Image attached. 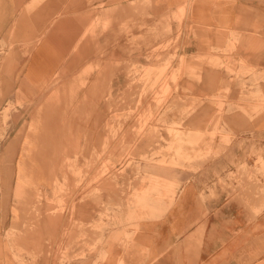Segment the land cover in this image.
<instances>
[{"label":"crops","instance_id":"obj_1","mask_svg":"<svg viewBox=\"0 0 264 264\" xmlns=\"http://www.w3.org/2000/svg\"><path fill=\"white\" fill-rule=\"evenodd\" d=\"M131 1L142 0H0V108L10 102L14 108L0 138V264H20L6 236L16 229L23 234L15 245L37 250L33 264H264V206L254 213L259 202L230 195L218 183L239 171L242 157L253 167V147L260 146L264 157V105L252 117L239 112L257 102L239 101L241 89L225 69L205 68L201 81L183 90L185 105L198 97L196 114L187 123L201 131L203 151H215L228 140L223 154L195 164H159L142 160L139 145L133 151L139 164H86L101 142L115 149L121 141L136 139L126 132L132 122L116 133L106 129L111 76L106 65L127 59L117 39L121 22L131 14L141 18L142 8L133 12ZM150 2L148 13L155 19L185 8L184 25L197 26V38L183 32L187 56L207 55V43L233 45L213 54L251 61L264 76V0ZM100 17L111 19L110 25L98 24ZM232 35L237 40L229 41ZM142 56V50L135 51L130 59L143 61ZM96 62L101 63L95 67ZM113 71V86L120 87L124 75ZM259 87L264 96V79ZM221 98L228 111L219 120L220 131L212 133L217 120L211 115ZM161 135L171 139L166 132ZM109 155L110 149L103 157ZM64 157L76 159L72 166L81 178L68 173L62 209L50 200L57 196V182L63 184ZM99 167L101 180L95 181ZM160 184L166 189L159 194ZM95 189L101 190L97 198ZM52 206L61 210L48 215ZM99 220L105 228L95 234L93 224ZM68 241L75 243L63 261ZM22 259L31 261L26 252Z\"/></svg>","mask_w":264,"mask_h":264},{"label":"rangeland","instance_id":"obj_2","mask_svg":"<svg viewBox=\"0 0 264 264\" xmlns=\"http://www.w3.org/2000/svg\"><path fill=\"white\" fill-rule=\"evenodd\" d=\"M129 6L133 12L141 7V18L135 19L131 14L127 15L126 19L121 22L117 39L123 41L127 59L121 62H109L106 65V68L111 70L109 92L106 94L109 101L110 121L106 125V129L111 134L116 133L124 126V123L132 122V124L126 125V132L133 133L136 139L134 141H121L115 149L111 142H101L94 147L91 159L86 164L93 167L114 165L117 162L129 165L139 164V161L133 157V151L139 145H142L141 149H144L140 151L141 153L139 152L142 155V160L146 162L156 161L159 164H195L199 160L209 157V155L223 154L229 144L228 140L222 141L219 149L215 151L211 150L210 147L207 149L208 151H203L204 142L199 138L201 131L197 130V126L187 123L188 118L196 114V109L193 106L198 101V97L190 98L189 106L185 105L184 100L187 96H183V90L186 91L193 87V82L201 81V74L205 68H223L228 74H231L230 82L236 81L239 89H241L239 101L253 100L257 102L254 103L252 109L241 107L238 109L239 112L252 117V115L262 111L259 106L264 105V96L259 87L264 76L257 73V66L251 61L242 58L235 59L232 56L220 58L213 54L228 52L234 48L233 45L223 46L219 43H207V55L192 54L187 56L184 49L188 44L183 40V32H190L197 38V26L190 24L187 27L184 25V7H180L177 11L167 12L155 19L148 13L151 6L150 0L131 1ZM110 23L111 19L102 17L98 21L102 27H107ZM237 38L236 35H232L228 40L234 41ZM141 50L143 61L130 59L133 52ZM100 63L96 62L95 67L99 66ZM113 70L124 75L125 80L120 87L115 88L113 86L115 80ZM246 74L253 76L247 79L244 77ZM183 84L186 86L184 87ZM249 87H254L256 90L244 91ZM17 102L19 104L22 102L21 95H18ZM223 102L224 99L221 98V107ZM221 107L211 115L213 122L217 120L216 124L213 123L212 133L220 131L219 120L225 111H228ZM13 109L11 102L0 108V138L9 128V118ZM172 116L178 118L172 120ZM163 132L168 133L171 139L164 140L161 135ZM150 137L154 139L144 140ZM108 149H110V155L108 158H104L103 155L108 154ZM149 152L150 155H148ZM253 153L255 154L253 167L247 166L246 160L242 157L243 160L237 163L239 171L219 178L218 183L222 190L228 191L230 195L243 194V196L253 197L255 203L259 202L254 206V213H257L259 208L264 206V157L260 146L253 147ZM2 163L3 158L0 156V164ZM63 163L66 170L62 175L63 184L57 182V196L50 200L52 205H60V208L64 207L69 193L68 173L71 171L75 176H79V179L81 178V172L77 173L72 166L77 164L76 159L64 157ZM101 176L102 168L99 167L94 180L100 181ZM142 180L144 181L145 178ZM162 189H166L164 184H160L156 188L159 194ZM61 193L63 196L60 195ZM100 193V189H95L94 198H97ZM39 199L40 196L37 197V202ZM143 208L146 207L143 205ZM60 210L54 209L52 206L48 215H53ZM81 227L79 223V230ZM103 228H105V224L102 221L94 222L95 234H100ZM21 234H23V230L16 229L11 230L6 235L15 249L13 257L20 261V264H33L37 260V250L30 252L14 243ZM80 240L79 238V244L81 243ZM74 243L75 241L72 243L68 241L65 244V249L61 254L63 261L69 259L68 249ZM97 243H100V237H98ZM85 247L86 243H83V249ZM25 252L30 256L31 261L29 263L23 262L22 255Z\"/></svg>","mask_w":264,"mask_h":264}]
</instances>
